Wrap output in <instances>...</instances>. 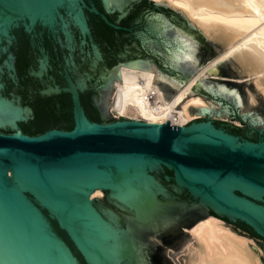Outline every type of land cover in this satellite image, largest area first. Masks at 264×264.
<instances>
[{
	"label": "water",
	"instance_id": "obj_1",
	"mask_svg": "<svg viewBox=\"0 0 264 264\" xmlns=\"http://www.w3.org/2000/svg\"><path fill=\"white\" fill-rule=\"evenodd\" d=\"M221 50L163 0H0V264H171L209 213L264 237L252 78H200L175 107H218L184 124L118 114L123 83L170 101Z\"/></svg>",
	"mask_w": 264,
	"mask_h": 264
},
{
	"label": "bare ground",
	"instance_id": "obj_2",
	"mask_svg": "<svg viewBox=\"0 0 264 264\" xmlns=\"http://www.w3.org/2000/svg\"><path fill=\"white\" fill-rule=\"evenodd\" d=\"M163 1L180 11L186 10L189 20L208 31V37L220 42L223 49L203 65L170 101H166L164 89H159L157 84L149 87L123 83L119 115L149 122L170 119L173 124L187 123L197 113L190 114L191 105L209 108L212 105L196 93L204 99L194 96L181 108L175 106L196 81L206 76L209 68L225 58H232L248 75L254 76L256 85L264 92V0ZM102 192L104 190L98 187L91 196L102 195ZM203 218L187 227L196 242L189 246L186 264H264L250 238L232 230L218 215Z\"/></svg>",
	"mask_w": 264,
	"mask_h": 264
},
{
	"label": "rangeland",
	"instance_id": "obj_3",
	"mask_svg": "<svg viewBox=\"0 0 264 264\" xmlns=\"http://www.w3.org/2000/svg\"><path fill=\"white\" fill-rule=\"evenodd\" d=\"M163 3L168 4L170 6L171 11H180V9L174 7L170 3H167V2H164V1H163ZM198 26L200 27V25H198ZM210 39H212V38H210ZM212 40L214 42H216L221 49H223V45L220 42L215 41L214 39H212ZM240 67L241 66L240 65H237V63L232 58H225V59L219 61V63H217L216 65H214L212 68H209V70L206 73V76L207 77L222 78V79H229V80H236V81H243V80H247V79L252 78L255 86L258 88V90L264 96V92L256 85L255 80H254V76L248 75L246 73V71H244L242 69V67L240 69ZM198 81H196L194 83V85ZM194 85L191 86L190 90L192 89V87ZM194 96H200V97H202L199 94L192 95V96L188 97L187 99H185L184 102L181 103V107L183 106V104H185V102H187L189 100V98L194 97ZM204 100L207 103L209 102V103L213 104L214 106L218 107V104L215 103L213 100H211L209 98H206ZM192 106H195V105H192ZM200 116H207V114H197V113H194L192 115V119L193 118H196V117H200ZM104 195H105V192L104 193L102 192V195H98V196L104 197ZM209 216H212V215H210V214L208 215L207 214V216L204 217V218H207ZM218 217L224 222V224H226L227 226H229L235 232H237V233H239V234H241L243 236H246V237L250 238L251 239V244L254 245L255 248L258 249V250H255V251L257 253H259V258L263 262V258H264V237L261 236V235H259V234H257V233L256 234H252L253 233L252 231H248L247 229L244 228V226H242V225H240V224H238L236 222H233V221H231L229 219H224V217H222V216H218ZM185 227H187V226H185ZM188 233L189 234L187 236V239L181 245H179L178 247H168L167 248V255H168V258L170 259L171 264H186V257L188 256V252L187 251H189L188 250L189 249V246L192 245V244H195V242H196L195 238L192 237L191 232H188Z\"/></svg>",
	"mask_w": 264,
	"mask_h": 264
},
{
	"label": "trees",
	"instance_id": "obj_4",
	"mask_svg": "<svg viewBox=\"0 0 264 264\" xmlns=\"http://www.w3.org/2000/svg\"><path fill=\"white\" fill-rule=\"evenodd\" d=\"M213 215L215 216H217V214H215V213H213ZM219 216V215H218ZM227 219V218H226ZM245 229H247L246 227H244ZM248 231H250L249 229H247ZM252 234H256L255 232H253Z\"/></svg>",
	"mask_w": 264,
	"mask_h": 264
},
{
	"label": "flooded vegetation",
	"instance_id": "obj_5",
	"mask_svg": "<svg viewBox=\"0 0 264 264\" xmlns=\"http://www.w3.org/2000/svg\"><path fill=\"white\" fill-rule=\"evenodd\" d=\"M209 214H210V215H213V213H209ZM224 219H226V218H224ZM183 229L186 230L187 227L184 226ZM187 230L189 231V229H187Z\"/></svg>",
	"mask_w": 264,
	"mask_h": 264
}]
</instances>
